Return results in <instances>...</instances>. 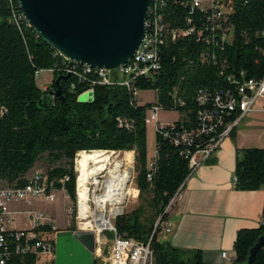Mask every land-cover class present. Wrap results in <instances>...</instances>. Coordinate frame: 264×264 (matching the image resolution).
I'll return each mask as SVG.
<instances>
[{"label":"trees","instance_id":"1","mask_svg":"<svg viewBox=\"0 0 264 264\" xmlns=\"http://www.w3.org/2000/svg\"><path fill=\"white\" fill-rule=\"evenodd\" d=\"M161 12L177 29L188 28L187 17L200 27V11L191 14L180 0H163ZM18 0H0V182L4 186L23 188L36 164L45 157V175L51 190H65L77 199L75 160L85 152L134 153L135 183L130 199L139 192V205L132 212L118 216L114 226L118 235L150 243L153 264H206L201 250H182L162 239L156 226L169 219L170 201L188 179L191 153L204 149L212 139L236 120L239 109L225 110L223 124L214 132L203 128L201 112L218 109L216 97L224 103L236 96V84L264 77V0H237L231 13L235 38L231 45L217 50V63L207 62L204 39L196 35L167 42L160 49V71L152 78L140 77L132 88L99 84L94 73L65 74L57 71L53 82L43 90L36 82V71L61 67L56 50L22 18ZM62 79L59 86L55 80ZM95 97L80 102L79 97L94 83ZM62 96L58 97V88ZM154 90L156 100L142 104L135 91ZM207 102L198 101L200 92ZM160 106L177 111L181 117L173 125L156 131V155L150 165L148 152L149 110ZM235 131L232 130L230 136ZM194 133L184 142V134ZM178 142V143H177ZM150 176V177H149ZM235 188L254 191L264 187V147L238 148ZM154 234V235H153ZM264 235V226L242 229L234 244L236 258L232 264H264V245L250 262L252 250ZM10 264H35L33 256H14ZM93 264H100L96 258Z\"/></svg>","mask_w":264,"mask_h":264},{"label":"built area","instance_id":"2","mask_svg":"<svg viewBox=\"0 0 264 264\" xmlns=\"http://www.w3.org/2000/svg\"><path fill=\"white\" fill-rule=\"evenodd\" d=\"M19 1V0H18ZM237 0H180L182 6L190 7V13L200 11L203 14V22L200 27L196 26L194 19L187 17L188 28H173L165 19L161 12L163 0H152L146 19V35L143 43L134 55L126 63L115 69L91 67L86 64L77 63L64 57L56 51L55 56L59 59L61 67L48 69L55 74L62 71L65 74H77L82 69L84 73H94L100 78L99 84L121 85L132 88L133 82L140 78H152L161 69L160 49L167 42H175L185 36L196 35L204 39L207 50L203 53V58L207 62L217 63L214 53L219 49H224L233 43L235 38V25L231 22V13ZM20 7V4H19ZM19 19L24 17L23 13ZM26 20V19H25ZM29 25V24H28ZM264 37V30L260 33ZM43 69L36 71L37 76ZM241 81L230 76L228 79L236 84V96L230 95L229 100L224 103L222 97H216L218 109L213 112H201L200 116L204 122L203 128L209 133L214 132L218 125L223 124L222 114L225 110L233 111L239 109L240 114L236 120L230 123L222 134L214 138L202 150H197L190 155V175L210 158L221 146L225 138L230 136L232 130L238 127L240 122L250 113L256 110V104L262 100L264 102V77L262 79H246L244 72L241 73ZM94 82L85 92L88 101L95 97ZM47 89V87H46ZM45 89V90H46ZM139 91L134 94L139 97ZM206 92L201 91L198 97L200 104L207 102ZM264 110V107H263ZM163 109L154 105L148 112L146 124H157L156 131L166 126L173 125V122L162 123L159 120V113ZM194 133L184 134L182 140L191 142ZM178 143V142H177ZM189 175V176H190ZM150 177V176H149ZM237 178L234 177V182ZM58 190H50L47 176L43 173H36L28 178V182L23 188L4 186L0 182V264H10L14 256L21 259L26 256H33L35 264H55V250L57 227L50 214L30 211H13L11 206L16 203H27L32 205L37 200L53 203L57 200ZM180 197V191L170 201L166 212L170 214L173 206ZM16 214H26L32 221L30 228H20L16 226ZM260 226H264V215L260 220ZM77 231H82L77 230ZM169 234L172 231V223L167 220L156 226L154 234ZM112 234L110 255L104 264H153V251L150 243H143L133 238H126L118 235L115 226H110L103 230ZM105 233V234H104ZM153 234V235H154ZM107 238V237H106ZM97 249L102 243L97 238ZM224 257L228 259L226 253ZM230 260L228 264H232Z\"/></svg>","mask_w":264,"mask_h":264},{"label":"crops","instance_id":"3","mask_svg":"<svg viewBox=\"0 0 264 264\" xmlns=\"http://www.w3.org/2000/svg\"><path fill=\"white\" fill-rule=\"evenodd\" d=\"M263 107L264 104L254 112L264 113ZM247 116L233 134L224 139L220 148L188 177L169 214L172 231L162 234L164 241H169L177 248L201 250L206 264H228L230 260L233 262L236 258L234 244L238 232L260 227V220L264 215V187L254 191L235 188L237 149L264 147L250 143L245 129H240ZM247 124L261 129V126L264 127V118H250ZM155 155L156 152L153 157H149L150 165H153ZM38 201L42 200H37L32 205L16 203L11 209L18 212H44L45 207L35 205ZM18 215H25L26 218L16 221V226H33L28 215L16 214V220ZM53 220L56 226L55 218ZM72 231L75 233V230ZM95 253L96 258L100 259L102 247L96 248ZM224 253L228 259L224 257Z\"/></svg>","mask_w":264,"mask_h":264},{"label":"water","instance_id":"4","mask_svg":"<svg viewBox=\"0 0 264 264\" xmlns=\"http://www.w3.org/2000/svg\"><path fill=\"white\" fill-rule=\"evenodd\" d=\"M151 2L19 0L29 26L53 49L77 63L106 69H115L134 57L146 35ZM69 77L59 76L55 80L56 85ZM56 95L62 96L60 87ZM74 234L87 249L96 251L97 237L94 232L75 231ZM263 245L264 235L252 250L250 262Z\"/></svg>","mask_w":264,"mask_h":264},{"label":"rangeland","instance_id":"5","mask_svg":"<svg viewBox=\"0 0 264 264\" xmlns=\"http://www.w3.org/2000/svg\"><path fill=\"white\" fill-rule=\"evenodd\" d=\"M54 79V74L50 70H44L41 72L37 78L36 82L39 88L45 90ZM88 97L87 94H82L79 97L80 102H87ZM156 100V92L154 90H143L139 93V102L140 103H153ZM264 102L262 100L258 101L256 104V110L262 107ZM264 118V113L252 112L247 116V119L241 125L240 129H245L246 137L250 139V143L256 146L264 145V127L261 126V129H257L250 124H247L250 118L257 117ZM181 115L177 111H160L159 120L162 123L174 122L179 120ZM156 126L157 124L151 123L148 125V135H147V143H148V152L149 157H153L156 152ZM248 135V136H247ZM115 153V152H114ZM117 154V153H115ZM122 157H125L132 163L133 168V180L132 183L134 187H136L135 178V162H134V153H133V162H132V154L130 152H120ZM77 159V158H76ZM47 163L45 157L42 158L35 166L34 170L30 173V175H34L36 173H46ZM75 170L77 174L79 171L77 169V164L75 160ZM78 180V178H77ZM131 186V185H130ZM130 186L128 187V197H130ZM78 188V187H77ZM139 192L136 198H129L124 206L123 213L132 212L139 205ZM35 205H41L45 207L43 213H48L52 217L55 218V224L57 226V237H56V250H55V264H93L96 260V253L91 252L87 249L75 236L72 230H82L83 232H94L100 243H102V256L99 259L100 264L107 263L106 260L110 255L111 249V238L112 234L106 232V237L103 236L102 233L96 232V230H92L91 227L85 226L83 224L84 221L80 219L79 216V203H78V195L76 201H73L65 190H61L57 192V200L53 203H48L44 201H38ZM93 207L92 204H90ZM25 215H18L17 222L25 219ZM53 218V219H54ZM115 218H112V226H114ZM69 225L68 227L66 225ZM72 229V230H71ZM105 234V233H104Z\"/></svg>","mask_w":264,"mask_h":264},{"label":"bare ground","instance_id":"6","mask_svg":"<svg viewBox=\"0 0 264 264\" xmlns=\"http://www.w3.org/2000/svg\"><path fill=\"white\" fill-rule=\"evenodd\" d=\"M76 164L80 219L85 226L102 232L112 226V218L123 212L129 199L132 163L119 153L83 151Z\"/></svg>","mask_w":264,"mask_h":264}]
</instances>
